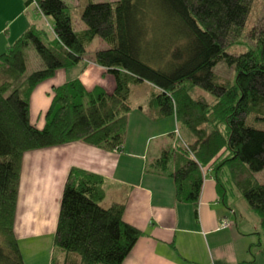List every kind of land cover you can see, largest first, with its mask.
<instances>
[{"label": "trees", "instance_id": "trees-1", "mask_svg": "<svg viewBox=\"0 0 264 264\" xmlns=\"http://www.w3.org/2000/svg\"><path fill=\"white\" fill-rule=\"evenodd\" d=\"M254 1L90 0L74 21L63 0L26 1L52 20L54 39L44 43L31 28L0 55V264H23L13 233L23 156L71 143L121 151L131 90L143 83L153 88L151 120L174 118L177 126L173 146L147 172L171 179L175 202L194 208L210 173L221 197L228 183L258 216L264 237V183L255 177L264 170V49L226 52L242 35ZM95 38L108 48L97 49L92 63L114 78L113 93L87 92L78 80L55 87L38 130L30 123L33 91L81 63ZM29 48L43 68L27 74ZM221 62L234 70L232 82L214 74ZM196 90L212 101L193 97ZM179 127L191 143L178 144ZM103 198L101 177L70 170L53 238L63 264H122L139 239L140 232L123 221L124 206L102 208Z\"/></svg>", "mask_w": 264, "mask_h": 264}, {"label": "crops", "instance_id": "crops-1", "mask_svg": "<svg viewBox=\"0 0 264 264\" xmlns=\"http://www.w3.org/2000/svg\"><path fill=\"white\" fill-rule=\"evenodd\" d=\"M26 1L0 0V55L29 29L41 30L43 19L52 31L53 22L50 24L34 4L27 6ZM30 9H35L41 18L31 14ZM74 80L87 92L100 88L111 94L115 89L114 78L91 60L57 71L52 79L37 86L30 97L31 125L38 130L44 128L53 88ZM143 85L147 87L143 103L131 107L121 151L105 152L71 143L23 156L13 224L23 264L65 261V256L56 252L53 238L62 191L71 169L101 177L104 192L101 207L123 205V221L140 232L122 264H264L259 228L255 223L249 228L239 221L231 202L235 194L230 191L221 197L210 173L203 178L194 208L175 202L171 179L147 172L152 163L148 160L151 144L169 137V143L152 152L157 159L164 148L174 143L171 128L176 122L174 118L151 120L146 108L153 88L146 83L135 85L131 96ZM162 121H169L168 129H163ZM130 129L134 132L132 140ZM223 221L229 224L228 228H221ZM72 261L78 259L72 257Z\"/></svg>", "mask_w": 264, "mask_h": 264}, {"label": "rangeland", "instance_id": "rangeland-1", "mask_svg": "<svg viewBox=\"0 0 264 264\" xmlns=\"http://www.w3.org/2000/svg\"><path fill=\"white\" fill-rule=\"evenodd\" d=\"M63 1L66 3L68 7V13L74 21L77 17L80 16L84 5H86V3L90 0H63ZM91 1H93L94 3H103V2H108L110 0H91ZM34 10L35 9H30L29 12L31 14H34V16L41 18V16L36 14ZM47 19L50 22V24H52L51 19L49 18ZM41 24H42L41 30L38 29L36 31H39L43 34L42 40L44 43L51 42L54 39V37L50 29V26L47 25L44 19L43 21H41ZM159 34L161 33L159 32ZM107 48L108 46L104 41L95 38L92 40V42L87 47L83 58L84 60L92 61L94 52L97 49H107ZM262 49H264V0H255L252 4L251 11L247 18L242 35L236 40V42H234L227 49L226 52L230 55L239 56L247 52H253V53L258 54ZM25 59H26V66H27V72H26L27 74L38 71L43 68V64L41 60L37 57V55L31 48L25 51ZM213 72L222 82H226V81L232 82L233 81L234 70L232 68L227 67L223 62L218 63L213 69ZM146 88H147L146 85H143V87H138V91L132 94L131 99H130L131 107L135 108L137 105H140V103H143L142 102L143 94L145 93ZM192 96L195 98L198 96H203L209 102L212 101L211 96L199 90L194 91L192 93ZM145 107L146 105H144V108ZM146 110L148 112V107L146 108ZM133 111L135 110L133 109ZM164 120H167V119H164ZM168 122L162 121L161 126H163V129L169 128ZM171 129L173 130V133L177 137V134L175 133L177 130V126L172 123ZM131 130L132 129H130V133H131L130 137L132 140V138L134 139V132H132ZM179 136L181 139L176 138V140H178V144H180L181 141H184L185 143H191V141L193 140L191 136L180 127H179ZM162 141L161 143L156 142V143L151 144L150 151L148 154L149 161H152V162L154 161V160H151L153 158L152 152L156 149V147H160L163 144L169 143V137L166 136ZM172 146L173 144L169 148H171ZM255 177L260 183H264V170L255 174ZM224 187L226 189L227 194H230V187L228 186V183H226ZM231 202L233 203V208L237 211V217L239 221H241L245 226H248L249 228L251 227L253 228L254 223L255 225H257L256 227L259 228L258 231L261 234V237H260L261 242L264 244V237L262 236V232L260 228V221H259L258 216L247 207L245 201L241 197H239V195L235 194ZM239 216L241 217L239 218ZM260 259L261 258H259V260ZM263 261H261V263H263Z\"/></svg>", "mask_w": 264, "mask_h": 264}, {"label": "built area", "instance_id": "built-area-1", "mask_svg": "<svg viewBox=\"0 0 264 264\" xmlns=\"http://www.w3.org/2000/svg\"><path fill=\"white\" fill-rule=\"evenodd\" d=\"M228 227H229V224L226 223V222H223V223L221 224V228H228Z\"/></svg>", "mask_w": 264, "mask_h": 264}]
</instances>
